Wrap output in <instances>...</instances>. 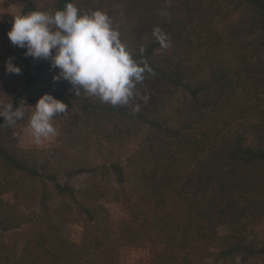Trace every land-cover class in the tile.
Instances as JSON below:
<instances>
[{
  "label": "trees",
  "instance_id": "trees-1",
  "mask_svg": "<svg viewBox=\"0 0 264 264\" xmlns=\"http://www.w3.org/2000/svg\"><path fill=\"white\" fill-rule=\"evenodd\" d=\"M69 2L80 12H106L133 59L151 71L136 85L132 105L113 106L83 91L75 96L68 81L53 80L59 70L49 59H39L36 72L26 49L14 46L8 59L22 71L5 73L0 110L12 102L25 115L12 126L0 117V264H119L116 246L147 239L164 247L155 264H194L191 255L217 243L223 259H264V245L249 241L245 232L249 221L264 218V0H32L21 14L55 12ZM220 24L238 39L228 59ZM5 38L0 29L1 42ZM163 45L170 49L167 59L155 60V49ZM162 78L188 96L175 107L178 124L163 120L170 106L162 98L139 91H159ZM45 93L79 105L68 100L67 111L52 119L62 121L70 148L90 155L115 145L118 159L87 169L66 161L61 168L55 160L21 152L12 130L28 125L32 106ZM155 101L162 105L157 119ZM87 111L99 115L94 137L71 122ZM85 174L97 183L99 197L124 205L130 219L113 216L99 202L74 207L61 201L70 192L77 203L74 185ZM82 194L89 201L87 185ZM29 202L37 207L25 214L21 205ZM52 202H61L58 225L53 212L49 219L42 216L50 206L55 210ZM75 208L85 217L81 245L62 236ZM221 227L230 234L220 236Z\"/></svg>",
  "mask_w": 264,
  "mask_h": 264
},
{
  "label": "clouds",
  "instance_id": "clouds-1",
  "mask_svg": "<svg viewBox=\"0 0 264 264\" xmlns=\"http://www.w3.org/2000/svg\"><path fill=\"white\" fill-rule=\"evenodd\" d=\"M7 36L14 46L26 49V57L49 59L50 66L59 70L53 80L68 81L75 96L83 91L113 106L126 105L138 96L136 85L143 82L146 71H151L147 64L133 59L106 12L81 13L71 2L52 13L32 11L14 16ZM5 70L16 75L22 71L11 58L6 61ZM32 108L28 129L39 143L42 137L55 134L52 119L65 113L68 105L45 93ZM24 115L12 102L0 110V117L8 126Z\"/></svg>",
  "mask_w": 264,
  "mask_h": 264
},
{
  "label": "rangeland",
  "instance_id": "rangeland-1",
  "mask_svg": "<svg viewBox=\"0 0 264 264\" xmlns=\"http://www.w3.org/2000/svg\"><path fill=\"white\" fill-rule=\"evenodd\" d=\"M27 1L32 0H0V16L3 20L0 24V29L3 30L4 34L6 33L4 43L0 40V107L2 102L6 99V93L2 89V84L6 73L5 64L8 60V56H10L11 52L14 50V45L10 42L7 33L12 27L14 16L21 15V10L25 2ZM82 9L83 11H81V13H85V11L89 12V8L85 9V7H83ZM47 12L52 13V10L49 9ZM220 25L221 28L226 31L225 36L221 35L222 37L220 41L222 42L224 48L223 57L228 59L232 57L230 56L231 50L232 48H234L233 44H237L238 39L231 36V34L233 33L229 32L230 28L228 29L227 24ZM169 52L170 49L165 45L155 49V60L167 59ZM31 60V66L37 72L40 69L38 67L40 63L37 62L39 59H33L31 57ZM46 63L48 64V61H46ZM46 66L47 65H45V67ZM159 81V91H154L148 89L147 87H142L139 91L140 93H143L144 96H148L147 94H149L151 97L158 95L160 98H162L161 100H163L165 103H167L168 106H170V109L168 111L169 113L167 112V115H165V118H163V120L169 121L171 119L174 124H178V118L173 119V116L176 113L175 107L183 104L188 99V96L184 91L177 90V88H175L173 85L167 83L165 79L162 78L159 79ZM68 100L71 101L72 104L77 105L72 101L71 97L62 99L61 101L66 103L68 102ZM155 102L159 111H157V113H154L152 117H155V119H157L160 111L162 112V105L161 102ZM130 104L132 105V102H130ZM77 106L79 107V105ZM128 110H130V107L128 108ZM145 110L148 111L149 109ZM85 116L86 117L75 114L76 118L71 120V122L74 123L79 129L86 130L83 132L84 134H86V137H94L91 131H93L97 123L100 122L99 115L95 117L91 112L87 111ZM61 124L62 121L53 123V126L56 129L55 134L50 135L47 138L42 137L39 143L36 142L35 137L31 134V131L28 129V125L25 128L15 127L12 130V140L17 142L15 146L17 148H20L21 152L35 154L36 157L45 161L49 159L55 160V165H58L61 168L67 167V165H65L66 161L70 165L72 164L74 168H78L83 165V168L87 169L91 168L95 164L101 165L104 162L111 163L110 160H105L108 158L113 160L118 159L117 146L115 145L113 147H115L116 149H111L110 146H107L105 150H95L94 153H91L90 155H87L86 153L84 154L82 153V151H77L74 147L70 148L69 144L66 143L68 140L67 132L61 127ZM100 130L103 129L101 128ZM99 133L101 134L103 132ZM140 133V137L143 138V136H145L143 129ZM58 158L60 159L59 162ZM83 178L85 179H80L82 181H78L74 185L75 192L80 196L77 200H75L77 203L72 202V200H74V196L70 192L69 196H64L61 201L72 204L74 207L76 205L81 206V203L84 202H99L100 204H105L111 211V214L113 216H116L122 220L130 219L131 213L129 209L124 205H122L121 203L117 204L114 202H109L104 200V198L99 197L100 194L98 192V185L94 181L93 177L91 178L90 176H86L85 174V177ZM31 183L37 188L38 184L36 182ZM86 185L89 187V201L88 199H84V195L82 194V190L86 189ZM115 185L116 183L113 182V184H111L110 186L115 187ZM33 195H35V192H32L31 196ZM57 198H59V196ZM54 203L55 202H52V204ZM59 205H61V202L55 203V210H53L52 206L46 208V211L42 212V216L44 217V219H49L51 212H53L52 221L55 225H58L60 219L59 211L62 209V207L58 208ZM35 207H37L36 202H29L27 204H22L21 210L26 214L30 212L29 208ZM77 208H75V215L72 217V220L68 224L63 225L62 236L70 243L81 245L86 234L83 228L85 217L79 213V210ZM55 212H57V215L55 214ZM245 232L247 236H249V241L257 243L258 246L264 245V218H254V220L249 221V223L246 224ZM218 233L220 236H226L230 234V230L227 227H221L219 228ZM218 244L219 243H217L215 247L212 246L210 248V251L207 250L205 245L203 247H200L193 255L190 256V259L194 261V264H264V259L262 258L249 259L248 261H245L241 256H235L230 259H223L220 257V249L217 247ZM163 248V245L155 243L154 240L147 239L144 240L140 245L135 244L116 246L115 253L118 254L119 264H155V262L157 261V253L160 252Z\"/></svg>",
  "mask_w": 264,
  "mask_h": 264
}]
</instances>
